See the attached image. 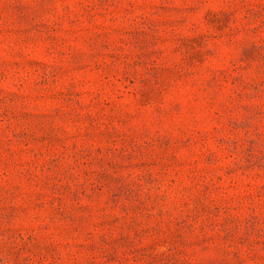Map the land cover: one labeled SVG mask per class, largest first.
Here are the masks:
<instances>
[{
	"label": "rangeland",
	"instance_id": "obj_1",
	"mask_svg": "<svg viewBox=\"0 0 264 264\" xmlns=\"http://www.w3.org/2000/svg\"><path fill=\"white\" fill-rule=\"evenodd\" d=\"M0 264H264V0H0Z\"/></svg>",
	"mask_w": 264,
	"mask_h": 264
}]
</instances>
